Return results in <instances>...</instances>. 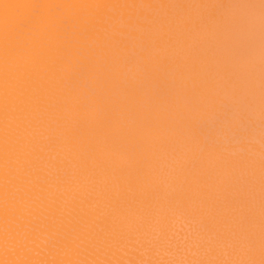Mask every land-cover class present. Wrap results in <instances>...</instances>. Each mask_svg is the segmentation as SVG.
<instances>
[{"label":"bare ground","instance_id":"6f19581e","mask_svg":"<svg viewBox=\"0 0 264 264\" xmlns=\"http://www.w3.org/2000/svg\"><path fill=\"white\" fill-rule=\"evenodd\" d=\"M175 249L264 264V0H0V264Z\"/></svg>","mask_w":264,"mask_h":264},{"label":"rangeland","instance_id":"374dc122","mask_svg":"<svg viewBox=\"0 0 264 264\" xmlns=\"http://www.w3.org/2000/svg\"><path fill=\"white\" fill-rule=\"evenodd\" d=\"M182 224H184V223H182ZM184 225H185V224H184ZM179 230H180L181 232L184 231V229H183V231H182V228H179ZM184 232H185V231H184ZM178 237H179V236H178ZM178 237H177V244L180 242V241L178 242V240L180 239L181 236L179 237V239H178ZM183 238H184V239H183ZM183 238L181 237V239H180V240H181V242H180L181 244H179L178 246H181V245H182V246L184 247V250L182 249V247H180V248H181V251H180V252H181V254L183 253V254L186 256V255H189L188 252H187V254H185V253H186V252H185V246H186V244H185L186 242H185V241H186V238H187V237L185 236V237H183ZM182 239H183V240H182ZM188 239H189V238H188ZM184 240H185V241H184ZM183 241H184L185 243H184ZM182 243H183V244H182ZM180 248H178V249L180 250ZM178 249H175V251H177ZM179 250H178V251H179ZM182 250H183L184 252H182ZM175 251H174V252H175ZM178 251H177V252H178ZM188 251H190L189 248H188ZM191 251H192V250H191ZM191 251L189 252L190 254H195V253H196L195 251H192V252H191ZM174 252H173L172 255L168 254L169 256H171L170 259L172 258V256H173V258L175 259V260H173V258L171 259V260L174 261L173 264H177V262H179V264H182V263L185 264L186 262L188 263V261H187V259H186L187 256H186V258H185V256L183 255L184 258L181 259L183 256L179 255V252H178V255H179V256H176L177 254H175V253H177V252H175V253H174ZM174 254H175V255H174ZM174 256H175V257H174ZM176 257H177V258L179 257V259H178L179 261H176V260H177ZM184 259H185V260H184ZM181 260L186 261V262H183V261H182V263H181Z\"/></svg>","mask_w":264,"mask_h":264}]
</instances>
